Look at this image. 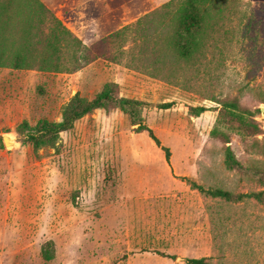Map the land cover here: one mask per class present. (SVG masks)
Segmentation results:
<instances>
[{
  "label": "rangeland",
  "instance_id": "374dc122",
  "mask_svg": "<svg viewBox=\"0 0 264 264\" xmlns=\"http://www.w3.org/2000/svg\"><path fill=\"white\" fill-rule=\"evenodd\" d=\"M170 1L0 0V264H264V203H224L191 184L264 191L225 161L230 147L264 171V0H230L191 62L168 47ZM109 82L144 103L169 160L119 110L86 116L55 148L24 144L22 123L59 122L76 94L93 98ZM234 97L262 133L224 143L212 131ZM196 107L207 111L193 116Z\"/></svg>",
  "mask_w": 264,
  "mask_h": 264
},
{
  "label": "trees",
  "instance_id": "16d2710c",
  "mask_svg": "<svg viewBox=\"0 0 264 264\" xmlns=\"http://www.w3.org/2000/svg\"><path fill=\"white\" fill-rule=\"evenodd\" d=\"M36 1L41 7L39 0ZM230 0H172L166 3L162 11H169L175 8L173 18L171 19L172 31L168 39V47L180 60L191 62L197 59L202 50L206 47V37L210 32V23L224 13L226 4ZM8 59L5 54L0 52V66L8 65ZM15 68H24V56L18 55ZM13 61V60H12ZM221 109L218 116V126L212 131V136L224 143H229L231 133L243 136L254 137L262 133V128L254 120L255 113L250 109L244 108L238 97L225 99L219 103ZM163 108H170L172 104L163 105ZM144 103L135 99L122 97L120 95L119 85L115 82L107 83L101 92L93 98L83 97L76 94L63 108L62 119L59 122L41 120L35 126L28 122L22 123L19 128V134L23 136L24 144H30L35 151L43 148H55L65 132L71 131L75 125L93 114L97 110H119L129 116L131 124L138 126L139 133L147 132L149 137L166 152L169 160L171 151L162 146L154 131L145 124L143 116ZM205 107H196L192 109L193 116H200L206 112ZM224 126L227 130H223ZM226 166L230 170L244 172L250 175L256 181L264 184V171L258 168H246L236 158L230 147L226 151ZM192 187L202 194L213 199H218L224 203H239L244 199H253L264 203V191L239 193L224 189H206L196 182H191ZM217 241V235L215 236ZM174 258L173 256H169ZM43 258L45 261H51L55 258L54 243L48 242L43 249ZM208 258L187 259V264H209Z\"/></svg>",
  "mask_w": 264,
  "mask_h": 264
},
{
  "label": "water",
  "instance_id": "95a60500",
  "mask_svg": "<svg viewBox=\"0 0 264 264\" xmlns=\"http://www.w3.org/2000/svg\"><path fill=\"white\" fill-rule=\"evenodd\" d=\"M12 137H13V140H12ZM3 142H4V145L7 149H10V148L17 149L19 147L18 139L11 134H5L3 136Z\"/></svg>",
  "mask_w": 264,
  "mask_h": 264
},
{
  "label": "bare ground",
  "instance_id": "6f19581e",
  "mask_svg": "<svg viewBox=\"0 0 264 264\" xmlns=\"http://www.w3.org/2000/svg\"><path fill=\"white\" fill-rule=\"evenodd\" d=\"M11 137V136H10ZM12 140H13V137H12Z\"/></svg>",
  "mask_w": 264,
  "mask_h": 264
}]
</instances>
